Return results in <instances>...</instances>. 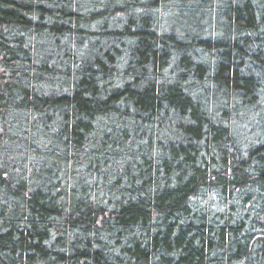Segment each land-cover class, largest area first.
Returning a JSON list of instances; mask_svg holds the SVG:
<instances>
[{
    "label": "trees",
    "instance_id": "trees-1",
    "mask_svg": "<svg viewBox=\"0 0 264 264\" xmlns=\"http://www.w3.org/2000/svg\"><path fill=\"white\" fill-rule=\"evenodd\" d=\"M0 264H264V0H0Z\"/></svg>",
    "mask_w": 264,
    "mask_h": 264
}]
</instances>
